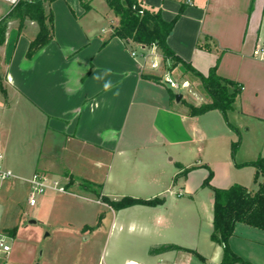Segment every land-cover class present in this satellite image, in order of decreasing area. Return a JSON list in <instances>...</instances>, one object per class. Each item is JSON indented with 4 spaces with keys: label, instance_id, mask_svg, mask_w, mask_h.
Wrapping results in <instances>:
<instances>
[{
    "label": "crops",
    "instance_id": "obj_1",
    "mask_svg": "<svg viewBox=\"0 0 264 264\" xmlns=\"http://www.w3.org/2000/svg\"><path fill=\"white\" fill-rule=\"evenodd\" d=\"M84 1L90 4L89 10H85L80 0L52 1L49 8L54 13V38L31 59L26 54L30 40L38 33V24L26 20L19 32V21L9 22L6 39L0 44V117L22 112V121H28V126L25 132H15L12 120H0L5 166L8 167L6 149L15 139H21L18 143L34 156L33 169L27 177L42 170L63 176L68 184L65 193L72 195L73 202L83 211L86 202L74 197L108 205L100 197L89 198L72 191L93 193L81 187L83 181L101 184V194L111 199L125 194L144 199L164 198L173 191L171 184L180 182L177 197L195 199L201 192L209 197L212 233L214 196L209 187L203 186L209 175L208 162L198 159L186 163L178 159L179 170L172 171L168 179L157 165L148 164L136 153L160 149L161 145L180 146L186 154L195 150L199 153L196 146L204 139L219 138L223 152L216 160L211 185L226 188L239 183L254 191L258 189L262 179L255 181L256 167L238 164L264 157V58L254 55L256 46L264 45V0H143L148 6L161 7L166 20H171L183 5L184 11L168 37L169 46L203 74L216 66L219 75L243 84L233 108L236 122L231 123L239 131L245 127L246 134L251 136L246 148L243 140L233 158L229 145L233 129L224 127L223 113L213 109L191 116L183 102L174 104L165 83L143 77V73L158 75L157 72L144 68L143 59L132 56L125 42L112 36L118 18L106 0ZM189 74L192 75L186 72L185 76ZM105 84L109 85L107 89ZM184 101L200 105L209 101V97L206 94L198 103L188 97ZM204 116L209 117V122L198 128V119ZM242 119L245 121L241 122ZM255 136L260 137L257 142L253 140ZM190 167L194 168L183 175V170ZM135 206L148 209H138L141 217L130 219L131 225L148 231L152 222L142 218L143 213H162L164 203L128 208ZM93 207L90 206L98 216ZM121 210L114 211L109 241L116 228L122 227L118 221ZM258 229L238 223L230 237L231 249L243 259L247 256L251 260V255L243 252V242L264 246V230ZM165 244L175 243L157 241L149 249L160 258L157 264H164L162 260L168 250L151 252V249ZM186 248L209 258V264L219 263H214L211 255L198 247ZM129 261L141 264L130 257H125L123 264ZM109 262L119 264L112 253Z\"/></svg>",
    "mask_w": 264,
    "mask_h": 264
},
{
    "label": "rangeland",
    "instance_id": "obj_2",
    "mask_svg": "<svg viewBox=\"0 0 264 264\" xmlns=\"http://www.w3.org/2000/svg\"><path fill=\"white\" fill-rule=\"evenodd\" d=\"M11 6L7 0H0V17L5 15ZM30 26L28 25V27ZM259 45L262 46V44L257 46ZM135 48L138 49V46ZM163 64L164 66L154 72L163 77V74L168 71L176 82L182 84L186 81L188 83V86L184 88L174 89L177 93L182 94L181 100L187 97L197 103L204 100L206 92L197 76L192 73V75L185 76L184 68L180 66L171 68L170 61ZM148 71L150 70L148 69ZM165 84L170 87L167 82ZM181 100L178 103H181ZM173 103L175 104L176 100H173ZM233 110L228 111V119L235 123L237 115L233 114ZM14 114L13 117L9 114L6 116L2 114L0 120L2 119L3 122L12 120L15 132H25L28 121L23 123L22 112ZM208 116L200 117L196 126L200 128L208 123ZM225 121L224 127L231 128L226 119ZM244 121L241 120V122ZM247 121L249 120L246 119ZM248 124L252 125L250 121ZM245 129V127H241L240 132L236 135V133L234 134L236 131L231 128L233 136L229 145L232 158L234 156L232 145L235 141L239 140L240 146L244 140L243 148H246L251 135L246 134ZM259 139L260 137L255 136L253 140L257 142ZM19 140L15 139L6 149L7 165L16 175L27 177L32 172L34 156L27 152V148L22 146V143L21 145L18 143ZM2 146H4L3 143ZM161 146L160 149L140 150L136 155H141L148 164L157 165L158 170H163L168 179L172 171L179 170L176 165L178 159H183L186 163H193L201 159L204 163L208 162L209 168L214 170L217 165L216 160L223 152L221 139L211 136L196 146L197 151L200 148L199 153L195 150L186 154V151L181 150L180 146ZM171 157L174 160H170ZM248 166L251 168L253 165ZM43 172L48 173L47 171ZM48 174L51 175V173ZM51 177L60 178L66 185L63 176L51 175ZM168 182L167 186H169ZM251 185L255 187L253 184ZM180 187V182L171 184L170 188L173 191L168 193L167 197L163 196L162 213L160 211L143 213L142 218L146 217L152 222L148 231L140 230L139 225L132 226L130 222V219L135 220L137 216H140L138 209L145 210L148 207L135 206L119 209L121 211H119L118 221L122 227L116 228L114 235H110L109 241L113 214L117 210H113L105 203L98 204L88 199L74 197L81 202H86L84 205L86 208L83 211L77 203L73 202V197H70L72 195L52 190L39 194L37 204L31 206L28 203L29 184L19 177L11 178L3 184L0 191V226L13 235V247L10 256L0 257V264H110V253L116 257L119 264H123L125 257L137 259L141 264H157L160 258L155 257L149 250L157 241L160 243L173 242L195 249L198 247L201 251L211 255V260L214 263L217 261L220 263L223 247L220 249L211 239L209 217L212 207L209 197L206 196V193L201 192L195 199L179 198L176 192ZM97 188L98 192H101V187ZM72 191L89 198L98 197L94 193L89 194L78 189ZM126 195L128 194L123 196ZM123 196H116L113 199H120ZM91 205L94 206L95 211H98V216H95L94 210L90 208ZM30 220H35V222H30ZM162 225H164L163 228H161ZM134 241L136 243L133 245ZM243 243L245 244L243 252L246 255H251V260L247 256L244 259L251 264H264V246L255 242L246 243L244 241ZM207 259L209 258L205 259L195 254L182 253L173 249L167 251L162 261L164 264H209Z\"/></svg>",
    "mask_w": 264,
    "mask_h": 264
},
{
    "label": "trees",
    "instance_id": "obj_3",
    "mask_svg": "<svg viewBox=\"0 0 264 264\" xmlns=\"http://www.w3.org/2000/svg\"><path fill=\"white\" fill-rule=\"evenodd\" d=\"M52 1L54 0H19L16 4H13L8 12L0 18V44L4 43L6 39L10 21H19V32H22L26 20L35 21L38 24V33L30 40L26 54L27 58L31 59L54 38V13L49 8ZM80 2L85 10L91 8L88 2L84 0H80ZM106 2L118 18V23L113 29L112 36L121 38L129 49H133L139 44L156 45L162 55L163 63L170 61L171 68L181 66L184 71L192 73L201 80L209 101L196 105L182 99L181 102L187 106L189 115L197 116L210 110L218 109L223 113L229 126L237 133L240 132L229 121L228 111L234 108L235 102L242 93L243 84L219 75L216 66L211 68L207 75L203 74L190 62L176 54L168 44V37L184 11L183 5L171 20H166L163 17L161 7L148 6L143 0H106ZM143 77L165 83L160 75L143 73ZM169 88L171 99L176 100L178 93L173 88ZM238 147L239 140L232 145L233 154H235ZM238 165H253L256 167L255 181L258 182L259 179H262L257 190H251L239 183H234L226 188L213 187L210 183L213 170L209 167V175L203 182V186L209 187L213 191L214 196L211 239L223 247V258L218 264H251L236 254L229 245V239L234 234L238 223H244L264 230V157L260 156L256 160ZM193 168L184 169L183 175H186ZM66 187H68V184ZM81 187L84 190L95 193L115 210L138 204L157 206L164 203V198L162 197L144 199L126 195L120 199H111L98 192L97 187H102L101 184L89 181H83ZM170 249L182 250L199 256L195 250L176 244H165L151 249V252Z\"/></svg>",
    "mask_w": 264,
    "mask_h": 264
},
{
    "label": "built area",
    "instance_id": "obj_4",
    "mask_svg": "<svg viewBox=\"0 0 264 264\" xmlns=\"http://www.w3.org/2000/svg\"><path fill=\"white\" fill-rule=\"evenodd\" d=\"M11 5L16 4L19 0H7ZM131 54L134 57H141L143 59V67L150 70H158L164 64L162 63V55L157 49L156 45L147 46L144 44H139L138 49H130ZM254 55L264 58V45L257 46L254 50ZM164 82H167L171 88L179 89L188 86V83L184 81L182 84L176 82L170 72H165L163 74ZM5 154L2 148L0 147V191L2 190L3 184L10 180L11 178H21L24 179L29 184L28 192V203L31 206L37 204L39 194L44 193L47 190H54L56 192H66L67 187L62 182L60 178H52L50 174L37 171L30 177H20L16 175L13 170L5 166L4 163ZM14 239L13 235L0 226V257H8L12 251V240ZM127 264H140L136 261H129Z\"/></svg>",
    "mask_w": 264,
    "mask_h": 264
},
{
    "label": "water",
    "instance_id": "obj_5",
    "mask_svg": "<svg viewBox=\"0 0 264 264\" xmlns=\"http://www.w3.org/2000/svg\"><path fill=\"white\" fill-rule=\"evenodd\" d=\"M182 94L178 93L176 96V101L179 102L181 100ZM30 222H35V220H30Z\"/></svg>",
    "mask_w": 264,
    "mask_h": 264
},
{
    "label": "clouds",
    "instance_id": "obj_6",
    "mask_svg": "<svg viewBox=\"0 0 264 264\" xmlns=\"http://www.w3.org/2000/svg\"><path fill=\"white\" fill-rule=\"evenodd\" d=\"M109 87V85L108 84H105V89H107Z\"/></svg>",
    "mask_w": 264,
    "mask_h": 264
}]
</instances>
